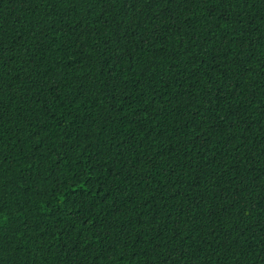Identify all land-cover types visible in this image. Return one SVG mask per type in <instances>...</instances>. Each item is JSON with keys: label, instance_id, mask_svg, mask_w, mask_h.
<instances>
[{"label": "trees", "instance_id": "1", "mask_svg": "<svg viewBox=\"0 0 264 264\" xmlns=\"http://www.w3.org/2000/svg\"><path fill=\"white\" fill-rule=\"evenodd\" d=\"M0 264H264V0H0Z\"/></svg>", "mask_w": 264, "mask_h": 264}]
</instances>
